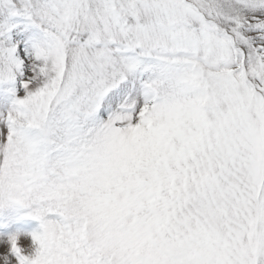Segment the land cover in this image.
<instances>
[{"label": "snow or ice", "instance_id": "snow-or-ice-1", "mask_svg": "<svg viewBox=\"0 0 264 264\" xmlns=\"http://www.w3.org/2000/svg\"><path fill=\"white\" fill-rule=\"evenodd\" d=\"M23 217L0 264H264V0H0Z\"/></svg>", "mask_w": 264, "mask_h": 264}, {"label": "rangeland", "instance_id": "rangeland-1", "mask_svg": "<svg viewBox=\"0 0 264 264\" xmlns=\"http://www.w3.org/2000/svg\"><path fill=\"white\" fill-rule=\"evenodd\" d=\"M39 222L31 220L30 218L23 217L20 219H16L8 224L7 227L0 228V233L5 234V238L9 234H13L16 232L20 233H28L30 234L32 231L38 230ZM30 238V236H29ZM25 239L21 236V243H24ZM0 248H3V245L0 244Z\"/></svg>", "mask_w": 264, "mask_h": 264}, {"label": "clouds", "instance_id": "clouds-1", "mask_svg": "<svg viewBox=\"0 0 264 264\" xmlns=\"http://www.w3.org/2000/svg\"><path fill=\"white\" fill-rule=\"evenodd\" d=\"M16 239L19 240L20 239V236L19 235H16Z\"/></svg>", "mask_w": 264, "mask_h": 264}]
</instances>
